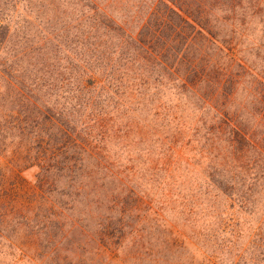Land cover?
Here are the masks:
<instances>
[{
    "label": "trees",
    "instance_id": "1",
    "mask_svg": "<svg viewBox=\"0 0 264 264\" xmlns=\"http://www.w3.org/2000/svg\"><path fill=\"white\" fill-rule=\"evenodd\" d=\"M121 1L85 0L68 106L57 112L50 100L23 96L31 108L24 127L43 149L53 141L55 152L81 154L89 264L126 256L141 236L134 217L146 195L140 182L172 178L181 164L185 173L196 166L222 197L264 201V73L236 103L254 71L241 57L244 14L264 26V0H154L136 26L114 18ZM171 97L191 106L197 122L177 115ZM249 102L263 114L248 112ZM37 163L42 170L58 165L50 157Z\"/></svg>",
    "mask_w": 264,
    "mask_h": 264
},
{
    "label": "rangeland",
    "instance_id": "2",
    "mask_svg": "<svg viewBox=\"0 0 264 264\" xmlns=\"http://www.w3.org/2000/svg\"><path fill=\"white\" fill-rule=\"evenodd\" d=\"M153 1L123 0L113 16L136 26ZM85 3L0 0V264H89L81 154L55 152L53 141L44 152L45 144L24 127L31 108L23 99L50 100L57 112L69 105L70 62L72 52H81ZM244 15L241 57L254 71L245 75L236 103L264 73V26ZM167 104L184 121L197 120L191 106L173 97ZM252 107L263 111L249 102L248 112ZM108 150L117 152L115 145ZM178 154L186 158L185 151ZM42 157L55 158L57 168L42 170ZM184 167L174 178L140 182L146 195L134 217L141 219L135 227L141 236L109 264H264L263 198L247 205L227 199L196 166L189 173Z\"/></svg>",
    "mask_w": 264,
    "mask_h": 264
}]
</instances>
